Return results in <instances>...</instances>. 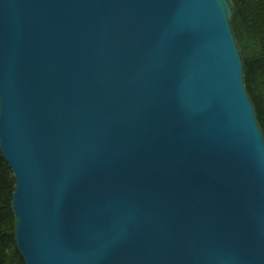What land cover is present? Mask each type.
<instances>
[{"label":"water","instance_id":"1","mask_svg":"<svg viewBox=\"0 0 264 264\" xmlns=\"http://www.w3.org/2000/svg\"><path fill=\"white\" fill-rule=\"evenodd\" d=\"M228 0H0V155L24 264H264V137Z\"/></svg>","mask_w":264,"mask_h":264},{"label":"trees","instance_id":"2","mask_svg":"<svg viewBox=\"0 0 264 264\" xmlns=\"http://www.w3.org/2000/svg\"><path fill=\"white\" fill-rule=\"evenodd\" d=\"M232 6L231 28L241 46L246 93L254 107L264 137V97L255 86L264 85V0H228ZM15 181L0 155V264H24L14 244V217L10 209Z\"/></svg>","mask_w":264,"mask_h":264},{"label":"rangeland","instance_id":"3","mask_svg":"<svg viewBox=\"0 0 264 264\" xmlns=\"http://www.w3.org/2000/svg\"><path fill=\"white\" fill-rule=\"evenodd\" d=\"M235 39V37H234ZM236 44H237V48L239 49V54H240V57L242 58V50H241V46L238 44V42L235 40ZM255 88L257 89L256 94L258 95H262L264 97V85L261 84V82H259Z\"/></svg>","mask_w":264,"mask_h":264}]
</instances>
